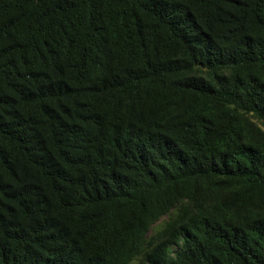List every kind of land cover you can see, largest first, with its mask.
Masks as SVG:
<instances>
[{
    "label": "trees",
    "instance_id": "16d2710c",
    "mask_svg": "<svg viewBox=\"0 0 264 264\" xmlns=\"http://www.w3.org/2000/svg\"><path fill=\"white\" fill-rule=\"evenodd\" d=\"M0 264H264V0H0Z\"/></svg>",
    "mask_w": 264,
    "mask_h": 264
}]
</instances>
